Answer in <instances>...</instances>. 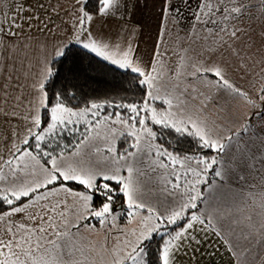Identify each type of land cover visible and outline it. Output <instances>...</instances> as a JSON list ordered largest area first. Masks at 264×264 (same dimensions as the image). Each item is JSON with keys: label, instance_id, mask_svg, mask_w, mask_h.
Returning <instances> with one entry per match:
<instances>
[{"label": "snow or ice", "instance_id": "snow-or-ice-1", "mask_svg": "<svg viewBox=\"0 0 264 264\" xmlns=\"http://www.w3.org/2000/svg\"><path fill=\"white\" fill-rule=\"evenodd\" d=\"M153 6L160 31L145 59L133 43L139 21L122 24L127 36L115 40L93 25L131 19L147 0H71L67 8L62 0H0V264H191L198 254L215 255L212 238L232 264H249L253 246L264 249V137L251 117L239 129L209 122L210 96L201 89L260 105L224 66L199 58L232 48L253 9L264 18V0ZM186 19L205 47L196 57L185 50L180 71L169 73L160 47L166 21ZM74 46L134 74L142 97L70 106L76 93L68 83L78 87L71 77L87 58ZM61 79L68 83L53 88ZM255 119L264 122V110ZM165 131L176 145L162 141ZM230 179L247 194L226 195ZM118 200L138 229H117ZM101 230L102 239L89 238ZM257 260L264 264V255Z\"/></svg>", "mask_w": 264, "mask_h": 264}, {"label": "crops", "instance_id": "crops-1", "mask_svg": "<svg viewBox=\"0 0 264 264\" xmlns=\"http://www.w3.org/2000/svg\"><path fill=\"white\" fill-rule=\"evenodd\" d=\"M13 0H7V4L11 5ZM27 3H34V0H26ZM65 8L70 6L71 0H62ZM254 3L259 2V0H253ZM154 0H147L146 15L144 18V9L138 11L136 15H134L131 19L120 21L118 19H106V20H97L93 27L97 35L101 37H106L111 40H115L118 37H126L127 32L122 31L121 25L127 24L131 25L137 21H139V28L136 31L133 43L138 45L137 52L143 58L147 59V54L153 49L156 45V37L158 31H160V20L159 17H152V10L156 9L154 6ZM255 13V18L253 19H245L240 27L244 29L241 33L240 39L234 42L230 41L232 44V48L224 46L223 48L216 49L211 53L200 55V59H212L217 63L224 66L226 69H232L234 65L236 66V60L243 58L250 62V65L253 66V62H257V67L262 68L264 61L262 63L259 62V59H255V55L253 54L252 47L246 50L247 48H243L244 42H252L253 36L258 34H262L260 30H257L259 27H264V18L260 15V10L253 9ZM148 16V17H147ZM64 19H68V17H63ZM59 24V21H57ZM195 22L190 20H184L180 25L173 24L170 20L166 21V29L164 30V39L166 41L165 44H162L161 50L166 52V71L169 73H174L180 71L178 67L181 63L179 57L182 55L185 50H187L188 55L191 57H196L197 53L202 52V49L205 47V41L200 39V36L203 35L202 32L198 29V27H194ZM191 28V32L189 29ZM200 32V36L197 33ZM67 35V29L64 33ZM251 40V41H250ZM232 49H236L240 52L241 57L230 56L234 55ZM264 58V55L261 56ZM230 60V62H228ZM225 63V65H224ZM230 65V67H229ZM262 65V66H261ZM201 91H205L207 95L210 96V99L206 102L205 108V116L209 118H215L217 111L223 110V103H227L224 100V95L222 93H217L216 91L208 92V90L201 89ZM226 98V97H225ZM199 99V98H198ZM229 101V99L227 98ZM212 108V109H211ZM212 120V119H210ZM255 187V186H253ZM129 223L125 222L120 226L119 229L124 228ZM95 234V233H94ZM92 234V235H94ZM90 237V235H89ZM212 243L215 246V255L209 256L207 254L203 255L206 260L202 261L203 264H232V258L227 254L224 248L217 243L215 238H212ZM256 251L253 253H257L258 256L264 255V249H260L258 246H253ZM206 251H212V249H208ZM255 255H251L249 257V264L254 259ZM201 260V256L198 254L192 261L191 264H199ZM186 260L182 261V264H185ZM189 264V261H186Z\"/></svg>", "mask_w": 264, "mask_h": 264}, {"label": "trees", "instance_id": "trees-1", "mask_svg": "<svg viewBox=\"0 0 264 264\" xmlns=\"http://www.w3.org/2000/svg\"><path fill=\"white\" fill-rule=\"evenodd\" d=\"M73 54L87 57L83 60L81 70H78L77 73L73 74L71 77V82L77 84L78 87L72 88L71 83H68L63 79L55 82L52 85L53 88L58 90L63 88L65 84L68 83L70 90L76 93L75 99L69 98L66 101L70 106H75L77 104L83 106L86 101H116L119 103L122 99L131 101L133 99L139 100L142 97L143 93L141 89L137 87L136 77L134 74L127 73L111 65L109 62H105L94 56H91L90 54L84 52L79 46L73 47ZM70 66L71 63L68 62L66 67ZM239 126H237V129H239ZM165 138L173 145H176V138L168 135L167 131L164 132V137L161 138L162 141ZM67 140H70L72 144L76 143V138L72 137L71 135L67 137ZM180 146H182L184 149H188L190 147L187 142H181ZM231 184L240 183L230 179L228 181V185ZM121 204L122 201L118 200L115 207L116 209H119L118 211L120 214L116 221L122 226V224L128 222L130 218H127L123 215L125 208L121 207ZM152 247L154 249L155 245Z\"/></svg>", "mask_w": 264, "mask_h": 264}, {"label": "rangeland", "instance_id": "rangeland-1", "mask_svg": "<svg viewBox=\"0 0 264 264\" xmlns=\"http://www.w3.org/2000/svg\"><path fill=\"white\" fill-rule=\"evenodd\" d=\"M146 10L147 9H144V18L146 15ZM152 12H153L152 17H159L157 14L158 11L153 9ZM257 30L264 32V27H259L257 28ZM243 45H244L243 48H247L246 50L252 47L253 54L255 55V59L252 60L259 59L260 63L264 61V58H261V56L264 55V33L262 34L257 33V35L253 36L252 42H244ZM230 56H236V55L234 54ZM228 62H230V60ZM244 65H247V67L245 68ZM257 65H258L257 62L255 63L253 62V66H251L249 61L240 58L236 60V66L234 65L233 67H231L232 69H227V71L229 73V78L231 79V81L235 83L238 87H240L243 91L247 92L248 97L251 100L255 101L258 105H260V107L253 108L242 98H236L231 95H224L223 101L226 100L227 103H223V110L217 111L218 115H215V118L206 117V119L209 122L216 121L221 125L225 123H230L233 127L237 128V126L245 122L247 117H251L252 119L250 122L256 125L255 131L257 130V132L261 133L262 137H264V122L257 121L255 119V114L259 111L264 110V101H260L258 99L260 89L264 87V79H262V77H264V64L263 66L261 65L262 68H258ZM227 98L229 99V101L227 100ZM249 180L250 181L255 180L256 183L261 182L259 176H255V175L249 177ZM253 186H255V183L253 184ZM228 187H229L228 189H231L232 191L229 192L228 189H225L226 195H232L233 193H240L242 191L245 194H247V187L246 186L242 187L241 184H231L228 185ZM118 210L119 209L117 208L116 211L119 216L120 214ZM115 223L117 229H119L121 225H119L117 221ZM138 227H139L138 222L136 220H131L126 225L125 230L127 231L130 229H138ZM89 238L93 240L102 239L103 238L102 230L98 234L96 233L94 235L90 234ZM252 255H255V257L250 264H261L260 260H257V256H258L257 253H253ZM204 260H206L205 257L204 256L201 257L199 264H203L202 261ZM186 261L184 263L188 264Z\"/></svg>", "mask_w": 264, "mask_h": 264}]
</instances>
